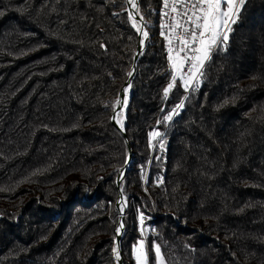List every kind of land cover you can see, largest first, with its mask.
Returning <instances> with one entry per match:
<instances>
[{
    "label": "trees",
    "instance_id": "1",
    "mask_svg": "<svg viewBox=\"0 0 264 264\" xmlns=\"http://www.w3.org/2000/svg\"><path fill=\"white\" fill-rule=\"evenodd\" d=\"M162 5L139 0L151 35L128 144L109 119L138 41L125 0H0V264H116L128 145L123 264L142 238L139 211L165 264H264V0H245L200 88L168 100ZM154 130L163 139L150 145Z\"/></svg>",
    "mask_w": 264,
    "mask_h": 264
},
{
    "label": "snow or ice",
    "instance_id": "2",
    "mask_svg": "<svg viewBox=\"0 0 264 264\" xmlns=\"http://www.w3.org/2000/svg\"><path fill=\"white\" fill-rule=\"evenodd\" d=\"M125 3L134 10L126 9L125 11H128V19L132 22V27L141 35L143 45L149 39V32L144 30L148 25L143 22V17H140V24L137 23L139 14L137 0H125ZM162 3L164 11L161 13L163 19L160 23V36L167 43V60L170 64V81L163 88V99L168 100L170 94L177 88H182L184 92H195L200 88L206 62L211 59L213 52L218 48L226 49L233 30L232 25L237 22L245 0H162ZM113 15L119 14L113 13ZM178 32L183 33L182 38L176 35ZM128 76L131 77L132 73L129 72ZM187 99L188 97L185 96L174 108L168 110L162 120H157V125L166 124L172 121L174 116H178L185 107L184 101ZM126 103V99L116 101L120 108H123ZM161 112H165V109L162 108ZM112 119L123 127V121L117 120V114H114ZM149 137L151 145L155 138L162 140L163 134L154 130L149 132ZM161 148H163L162 144ZM121 195L122 199L117 201V205L122 214L126 206V201L123 199V188H121ZM138 221L142 238L132 245L135 264H150V253L152 264H165L161 245L153 241L149 246L143 238L146 231L143 211H139ZM117 223L119 226L115 231L117 235H120L124 224L122 220ZM112 252L119 261V248L113 247Z\"/></svg>",
    "mask_w": 264,
    "mask_h": 264
},
{
    "label": "water",
    "instance_id": "3",
    "mask_svg": "<svg viewBox=\"0 0 264 264\" xmlns=\"http://www.w3.org/2000/svg\"><path fill=\"white\" fill-rule=\"evenodd\" d=\"M137 6L139 8V14L137 15L138 24H140V17H143V22L146 23L145 18H144V14L140 10V7H139V0H137ZM126 9L128 11H134L131 8V6L128 5L127 3H126ZM128 11H127V14H128ZM130 23H131V26H132V22L131 21H130ZM144 30H146V31L149 32V38H150L151 32L149 31V29L148 28H145ZM136 33H137V31H136ZM137 36H138L137 47H136V50L134 52L133 61H132V64H131V67H130V70H129V72L132 73V76L131 77L127 76L126 80L124 81V83L122 84V86L119 89L118 95L116 97V101L119 100V99H126L127 100V103H128V99L131 96L132 78H133V75H134V72H135V69H136L138 55L143 50V48L145 47V44L147 42V41H145V43L142 45L141 44V39H142L141 35L139 33H137ZM125 89H127V91H125ZM127 103H126V105L123 108H120L119 106H117V104H115L114 107L112 108V110L110 112V116H109V119H110L111 124L115 128H117L125 138H126V134H125V131H124V122H125V117H126V107H127ZM121 110H123L122 111V116H121V119L123 121V127H121V125L119 123H117V121H114L112 119L113 115L114 114H118ZM126 142L128 143L127 138H126ZM131 155H132V151H131L130 146L128 145V155H127L126 161L119 168L118 173L116 175V180H115L116 181V185L118 187V196H117V199H116V202H115V206H116V209L117 210H118L117 201H120L122 199L120 182H121L122 178L124 177L125 173L127 172L128 168H129V165H130V162H131ZM123 199L126 201V198H125L124 195H123ZM126 206H127V202H126ZM126 206L124 208V211L126 209ZM118 213H119L118 221L122 220V222H123V214H124V212L121 214L119 212V210H118ZM118 226H119V224L117 223L116 228ZM123 230H124V228L122 229V232H121L120 235L115 234V238H114V246L115 247H118L119 248V252H120V260L117 261L116 258H115L116 264H123V259H122V256H121V235L123 233ZM115 233H116V231H115ZM114 257H115V254H114Z\"/></svg>",
    "mask_w": 264,
    "mask_h": 264
},
{
    "label": "built area",
    "instance_id": "4",
    "mask_svg": "<svg viewBox=\"0 0 264 264\" xmlns=\"http://www.w3.org/2000/svg\"><path fill=\"white\" fill-rule=\"evenodd\" d=\"M164 11V8H163V5H162V10H161V13ZM162 15H161V21H162ZM178 37H180V38H182L183 37V33L182 32H178L177 34H176ZM165 41V40H164ZM165 46H166V49H167V43H166V41H165Z\"/></svg>",
    "mask_w": 264,
    "mask_h": 264
},
{
    "label": "rangeland",
    "instance_id": "5",
    "mask_svg": "<svg viewBox=\"0 0 264 264\" xmlns=\"http://www.w3.org/2000/svg\"><path fill=\"white\" fill-rule=\"evenodd\" d=\"M143 14H144V13H143ZM144 18H145V14H144ZM145 21H146V19H145ZM146 24H147V23H146ZM147 28L149 29V27H147ZM118 118L121 119V116H120V117L118 116ZM137 240H138V239H137ZM137 240H136V241H137ZM136 241H135V242H136ZM135 242H134V243H135ZM134 243H133V244H134ZM133 259H134V258H133ZM134 264H135V262H134Z\"/></svg>",
    "mask_w": 264,
    "mask_h": 264
},
{
    "label": "bare ground",
    "instance_id": "6",
    "mask_svg": "<svg viewBox=\"0 0 264 264\" xmlns=\"http://www.w3.org/2000/svg\"><path fill=\"white\" fill-rule=\"evenodd\" d=\"M137 23H138V21H137ZM122 111H123V110H121L119 113L122 114ZM119 113H118V114H119ZM118 114H117V120H122V119L118 118Z\"/></svg>",
    "mask_w": 264,
    "mask_h": 264
}]
</instances>
